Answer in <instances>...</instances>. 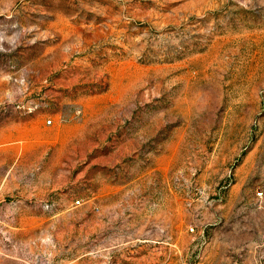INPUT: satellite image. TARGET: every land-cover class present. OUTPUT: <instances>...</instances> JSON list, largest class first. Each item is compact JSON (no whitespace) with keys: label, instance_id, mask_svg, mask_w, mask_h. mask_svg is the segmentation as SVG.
Here are the masks:
<instances>
[{"label":"rangeland","instance_id":"374dc122","mask_svg":"<svg viewBox=\"0 0 264 264\" xmlns=\"http://www.w3.org/2000/svg\"><path fill=\"white\" fill-rule=\"evenodd\" d=\"M0 264H264V0H0Z\"/></svg>","mask_w":264,"mask_h":264},{"label":"built area","instance_id":"2783aa9c","mask_svg":"<svg viewBox=\"0 0 264 264\" xmlns=\"http://www.w3.org/2000/svg\"><path fill=\"white\" fill-rule=\"evenodd\" d=\"M48 124H50V121L48 122Z\"/></svg>","mask_w":264,"mask_h":264}]
</instances>
